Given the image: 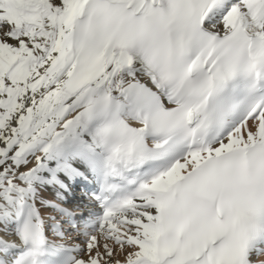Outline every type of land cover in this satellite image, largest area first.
<instances>
[{
  "label": "snow or ice",
  "instance_id": "6c2138e0",
  "mask_svg": "<svg viewBox=\"0 0 264 264\" xmlns=\"http://www.w3.org/2000/svg\"><path fill=\"white\" fill-rule=\"evenodd\" d=\"M0 264H264V0H0Z\"/></svg>",
  "mask_w": 264,
  "mask_h": 264
},
{
  "label": "bare ground",
  "instance_id": "6f19581e",
  "mask_svg": "<svg viewBox=\"0 0 264 264\" xmlns=\"http://www.w3.org/2000/svg\"><path fill=\"white\" fill-rule=\"evenodd\" d=\"M78 194H80V193H78Z\"/></svg>",
  "mask_w": 264,
  "mask_h": 264
}]
</instances>
